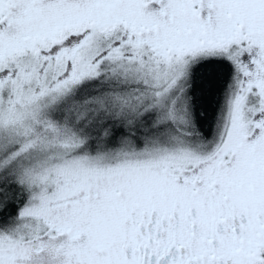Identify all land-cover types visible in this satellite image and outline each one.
<instances>
[{"label":"snow or ice","instance_id":"6c2138e0","mask_svg":"<svg viewBox=\"0 0 264 264\" xmlns=\"http://www.w3.org/2000/svg\"><path fill=\"white\" fill-rule=\"evenodd\" d=\"M0 264H264V0H0Z\"/></svg>","mask_w":264,"mask_h":264}]
</instances>
